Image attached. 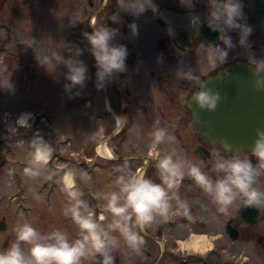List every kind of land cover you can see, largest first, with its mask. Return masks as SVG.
<instances>
[{
  "label": "rangeland",
  "instance_id": "rangeland-1",
  "mask_svg": "<svg viewBox=\"0 0 264 264\" xmlns=\"http://www.w3.org/2000/svg\"><path fill=\"white\" fill-rule=\"evenodd\" d=\"M198 1L200 5L206 4V0ZM176 2L180 3V0ZM184 3L188 1L184 0ZM243 3L247 19L246 0ZM116 8V14L110 16L118 25L116 28L120 23L128 25L133 22L134 18L122 11L120 0H116ZM99 9L97 5L89 7L86 0H0V141L3 142H0V221L11 224L12 230L18 223L30 222L39 224L42 233L59 228L74 239L79 231L78 226L70 216L63 214L68 206V198L62 177L69 170L77 173L76 187L83 192V199L89 204L92 213L102 211L105 217L102 223L107 225L112 217L105 209L102 193L115 190L114 181L119 173L116 171L117 163L101 161L98 156L106 158L109 153L110 157L117 158L120 155L123 159L120 162H127L131 166L132 156L147 155L146 152L152 146L151 133L157 127L166 129L169 135L175 137L173 143L155 147L157 159L178 142L176 135L170 133V126L188 128L182 138L188 143L196 142L188 118H160L146 103L141 106L147 111L150 108V111H139L132 126L127 125L115 135L111 124V129L102 130L98 120L101 90L95 87V61L84 37V33L92 32L93 27L106 26L107 13ZM137 24L139 34L136 38L130 35L128 29L125 36H118L117 40L129 41L141 48L152 46L154 33L144 29L142 22ZM231 35L236 38L235 32ZM252 36L251 51L258 58L264 57V40L254 31ZM75 48L82 50L79 59L89 68V79L84 88L78 89V96L64 91L63 86L68 82L63 74L67 69L61 65L55 74H50L40 66L35 56L56 52L67 58L73 55ZM198 55L201 56L200 67L205 70L210 66L207 53L202 51ZM233 56L244 57L253 63V55L246 49L237 48L229 53V58ZM141 58V55H137L135 63ZM151 83L152 86L159 85L158 81ZM151 89L152 107L158 104L163 107L164 104L159 101L161 90L158 87ZM21 115L26 116L30 128L17 127L16 122ZM102 135H107L106 145L100 141ZM34 137H41L50 145L53 155L41 176L30 180L24 175L23 169L27 166L32 150L29 143ZM99 145L103 150L101 153ZM85 158L90 160L86 159L85 162ZM136 164L142 165L141 160ZM85 173L87 179H81V174ZM145 175L150 178L148 173ZM103 177H107L106 184ZM37 196L42 199L38 200ZM183 200H187L190 205L196 202L195 199ZM197 202L200 205L197 215L204 220L205 225L197 224L196 227L200 228L196 231L192 226L175 227L178 220H174L170 228L164 226L159 236H163L167 251L163 244L157 243L158 236L152 241L145 240L146 253L140 254L130 253L121 240V246L115 252L116 264H232L226 263L220 256H236L238 250L249 255V260H234V264H264L252 245L233 247L232 250L229 248L228 253L227 249L222 251L223 247L219 245L222 239L218 233L220 225L213 223L215 219L211 220L215 216L213 212V215L210 214L209 202ZM177 213L176 209L172 216ZM197 231L202 233L199 234V242L194 243V232ZM186 236L188 239L183 240ZM4 238L0 237V248ZM169 250H173L172 255L168 253ZM188 252L201 257H186Z\"/></svg>",
  "mask_w": 264,
  "mask_h": 264
},
{
  "label": "clouds",
  "instance_id": "clouds-1",
  "mask_svg": "<svg viewBox=\"0 0 264 264\" xmlns=\"http://www.w3.org/2000/svg\"><path fill=\"white\" fill-rule=\"evenodd\" d=\"M180 4L190 12L195 7L194 0H189L187 4L180 0ZM120 6L124 13L134 18L127 25L133 38L139 34V25L135 21L147 11L157 9L154 0H120ZM206 8L203 18L192 13L188 22L190 26L198 28L206 25L211 31L218 33V44H203L210 67L214 69L218 64L227 63L229 53L237 48L246 49L252 53L254 63V67H250V91L264 93V57L258 58L251 51L252 43L249 38L254 29L246 22L243 0H206ZM92 29L90 33L85 32L84 37L95 61V87L102 90L120 74L127 73L129 51L126 45L117 42L119 28L101 25ZM233 32L236 33L235 39L231 35ZM33 41L36 42L34 38ZM82 54L81 49L75 48L73 55L67 58L56 52L35 56L40 66L50 74H55L61 65L67 69L63 74L68 82L63 86L64 91L78 96V89L84 88L89 79V68L79 59ZM158 63H163L162 55L158 57ZM174 74L182 81L198 85V90L190 99L198 110L215 112L218 105L227 99L219 90L207 87V82L202 81L191 66L177 67ZM229 75L225 72L217 79H224ZM16 123L17 127L30 128L23 118H18ZM151 137L153 147L175 141L174 136L160 127L151 133ZM223 143L225 152L229 154L225 155L220 151L214 154L211 174L203 170L200 164L168 152L161 155L155 163L162 181L159 184L145 174L133 171L127 162L118 165L115 190L102 193L106 202L105 209L112 217L107 225L100 222L105 217L101 216L99 220L94 218L89 204L83 199V192L76 187L77 173L72 170L65 172L62 182L68 206L63 214L70 216L78 226L80 237L72 240L67 232L59 228L42 233L30 222L18 223L14 229L15 240L6 250L0 251V264H116L115 252L120 248L121 240L130 253L140 254L145 244L142 233L147 228L167 219L176 209L185 216L191 214L189 202L173 194L186 178L192 179L211 199L217 212L224 216L231 215L234 208H254L264 212V186L261 185V180L264 179V129L255 130L251 147L252 154L256 157L255 164L251 159L233 152L227 141ZM29 144L32 150L23 173L30 180H36L52 159L53 149L41 137H34ZM80 178L87 179V174H81ZM36 198L42 199L40 196Z\"/></svg>",
  "mask_w": 264,
  "mask_h": 264
},
{
  "label": "flooded vegetation",
  "instance_id": "flooded-vegetation-1",
  "mask_svg": "<svg viewBox=\"0 0 264 264\" xmlns=\"http://www.w3.org/2000/svg\"><path fill=\"white\" fill-rule=\"evenodd\" d=\"M187 1L189 2V0ZM86 2L89 7L97 5L100 7L98 11H105L107 13L106 26L111 28H116L118 26L115 24V20L110 18V16H114L117 12L116 0H86ZM154 3L157 5V9L147 11L135 21L137 23L142 22L145 25L144 29L150 33L152 32L151 34L154 33L153 45L147 48H141L136 46V44L133 45L132 43H128L129 41L117 40L118 43L124 44L128 48L129 55L126 61L128 71L127 73L120 74L114 82L108 84L100 91L101 100L98 120L100 121L103 131L111 129V124V130L114 129L113 133L115 135V133L121 132L127 125L132 126L136 122L138 117L137 113L139 111L149 112L150 108L155 110L160 118L171 119L176 117L182 120H187L186 118H188L191 125L190 130L195 134L196 142L188 143L182 138L183 134H185L184 131L188 128L170 126V133L176 135L178 142L171 145L172 147L168 153H175L178 158H186L193 163L200 164L203 170L211 174L212 162L215 158L214 154L217 151L225 155L229 153L225 152V149L221 146L205 141L199 135V132L192 126L187 103L191 99L193 93L198 90V85L194 82L180 80L176 77L174 71L177 67L191 66L199 78L202 81H206L208 78L213 77L235 62H241L250 67H254V63H249L244 57L233 56L232 59L229 58L228 62L225 64H218L214 69L208 66L203 70L199 64L201 56L198 54L202 53V51L207 53L203 44H212L213 38L210 37L211 34L210 36L206 34L203 26L201 28L190 26L188 17L190 14L195 13L203 18L207 11L206 4L200 5L198 0H194L195 7L190 12L189 9L181 6L176 0H154ZM247 3L248 0H246V8L248 10ZM127 20L128 22L130 21L129 17ZM246 22L253 27L254 33H257L256 28L249 20V10ZM118 28L120 29L119 36H125L128 32L127 25L120 23ZM249 39H253V36ZM262 39L264 40V38ZM137 55H141L142 58L138 63H135ZM161 55L163 56V63H158V57ZM94 68L96 69L95 64ZM152 81H158L159 85L152 86ZM150 86L153 89L158 87L161 90V99L159 101L164 104L163 107L159 104L152 107V89H149ZM143 103H146L149 107L151 106L148 111L141 106ZM100 141L106 145L108 143L107 135H102ZM99 147H101V145H99ZM233 152L239 153L241 157L251 159L253 164L256 163V157L252 154L251 147ZM146 154V156H132L130 158L133 162L130 166L131 169L143 174L148 173L155 183H162L155 168V163L158 160L156 158L157 149L151 146ZM98 157L101 161L115 162L117 166L123 164V162H120L123 161L120 155L117 158ZM86 159L90 160L89 158H85V162H87ZM138 160H141L142 165L138 166L136 164ZM99 168L102 169L101 166ZM103 181L106 184L107 177H103ZM261 185L264 186V179L261 180ZM173 194L179 195L182 200L184 198L188 200L195 199L196 202L200 200L201 203L202 200L209 202L210 214L213 215L214 213L215 216L211 218V220L215 219L213 223H218L220 225V232L218 233L222 239L219 243V245L221 244L220 246L223 247L222 251L227 249L228 253L229 248L232 250L233 247L239 248L252 245L264 260V212L254 208H234L231 215L224 216L217 212L216 206L211 202V199L190 178L184 179L179 184L178 188L174 190ZM196 202L191 205V214L189 216H185L177 209V215L172 216V213L169 216L170 220L169 218L160 220L153 227L147 228L145 232H143L144 240L152 241L158 236L159 239H157V243L160 245L163 244L165 251H167V244H164L165 240L163 236H159L164 226L170 228L171 223L173 224L174 220H178L179 223L175 225V227L187 228L188 226H192V229L195 231L198 230L200 227H196V225L204 224V220L197 215V207H200V205L197 204L199 202ZM100 212L102 213V211H99L97 214L93 213L95 219L99 220ZM101 216H104V214L102 213ZM2 220L4 219L2 218ZM102 221L100 222L102 223ZM10 226L11 224L0 221V237H5L0 251L6 250L15 240L14 229H10ZM33 226L36 227L38 231L42 232L39 224H33ZM194 233V236H199L202 232L197 231V233ZM79 237L80 232L78 231L72 240L78 239ZM186 239H188V236L183 240ZM25 250H27L26 246ZM209 251H212V249ZM141 252L146 253V243ZM241 252L238 250L236 256L227 254L226 257H229L230 260L223 255L220 257H222L226 263L232 262V264H234L235 261H248L249 255H244ZM168 253L172 255L173 250H169ZM186 257L198 259L201 256H197L193 254V252H188ZM85 264H88V262H85Z\"/></svg>",
  "mask_w": 264,
  "mask_h": 264
},
{
  "label": "water",
  "instance_id": "water-1",
  "mask_svg": "<svg viewBox=\"0 0 264 264\" xmlns=\"http://www.w3.org/2000/svg\"><path fill=\"white\" fill-rule=\"evenodd\" d=\"M249 20L259 36L264 38V0H248ZM206 34H211L212 44L218 43V33L206 25ZM225 72L230 75L217 79ZM252 71L249 65L235 62L206 80L207 87L219 90L227 99L218 105L215 112L198 110L190 100L187 109L192 126L207 142L224 149V141L233 151L253 146L255 130L264 129V93L250 91Z\"/></svg>",
  "mask_w": 264,
  "mask_h": 264
},
{
  "label": "bare ground",
  "instance_id": "bare-ground-1",
  "mask_svg": "<svg viewBox=\"0 0 264 264\" xmlns=\"http://www.w3.org/2000/svg\"><path fill=\"white\" fill-rule=\"evenodd\" d=\"M20 118H23V119L26 120V116H25V115H21ZM101 148H102V147H99V152H100V153L103 152V150H102ZM107 157L111 158L110 155H109V153L107 154ZM193 238H195V239H194V243H196V242L198 243V242H199V238H200V236H195V237H193Z\"/></svg>",
  "mask_w": 264,
  "mask_h": 264
}]
</instances>
